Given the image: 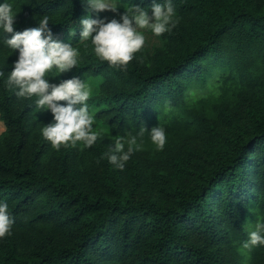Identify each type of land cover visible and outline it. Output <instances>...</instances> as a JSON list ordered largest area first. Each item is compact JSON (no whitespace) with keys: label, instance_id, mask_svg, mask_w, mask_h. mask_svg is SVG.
<instances>
[{"label":"trees","instance_id":"1","mask_svg":"<svg viewBox=\"0 0 264 264\" xmlns=\"http://www.w3.org/2000/svg\"><path fill=\"white\" fill-rule=\"evenodd\" d=\"M10 2L16 31L46 16L79 49L51 83L100 78L87 103L102 132L89 148L53 149L41 135L51 113L5 87L18 52L0 32V201L13 220L0 264H264V245L242 247L264 222V0H172L176 26L142 30L123 70L79 42L80 18H97L84 0ZM152 3L121 0L114 14L151 15ZM197 87L208 92L188 96ZM155 126L163 150L144 132L123 170L101 158L116 135Z\"/></svg>","mask_w":264,"mask_h":264},{"label":"clouds","instance_id":"2","mask_svg":"<svg viewBox=\"0 0 264 264\" xmlns=\"http://www.w3.org/2000/svg\"><path fill=\"white\" fill-rule=\"evenodd\" d=\"M84 3L89 12L115 13L121 0H84ZM150 11L151 15L147 8L130 4L119 20L113 18L107 22L106 18L85 15L78 21L79 42L84 43L85 47L90 44L99 60L123 70L145 45L142 30L159 37L170 32L178 22L172 0H161L160 3L153 0ZM15 16L10 0L0 3V32L5 34L3 43L11 50V54L13 51L18 52L12 70L5 79V87L15 89V95L19 98L35 97V107L51 113L52 120L42 127L41 135L53 149L77 145L81 149L91 147L102 132L93 128L94 110L90 111L87 103L93 94L91 85L75 75L59 83L49 81L53 70L58 76L77 66L79 49L69 42L54 38L48 17L40 19L35 27L16 31ZM2 76L4 72L0 71ZM61 101L64 103H59ZM2 131H6V128L0 127ZM144 132H148L157 151L163 150L166 143L164 128L155 126L146 130L143 127L137 135L128 133L127 138L120 135L113 137L112 146L101 158H106L109 164L123 170L132 154L143 150V140L138 142V137H142ZM12 223L8 204L0 201V238L10 234ZM257 245H264V222L255 225V230L249 233V239L242 247L250 249Z\"/></svg>","mask_w":264,"mask_h":264},{"label":"rangeland","instance_id":"3","mask_svg":"<svg viewBox=\"0 0 264 264\" xmlns=\"http://www.w3.org/2000/svg\"><path fill=\"white\" fill-rule=\"evenodd\" d=\"M96 14H97V17L106 18V22H107V20H111L113 18H115V19L118 18V17H115V14L111 11H103V12L96 13ZM70 35H72V33ZM54 38H56L62 42H66V43L69 42V40L63 39L64 34L56 35V36H54ZM100 81H101L100 78H92V79H89V81H87L92 87V93L95 92V87L100 83ZM210 84H211V82H210ZM207 92H208V89L197 87V88H191L189 91H187V94H188V96L190 95L191 97H197V96H202V95L206 94ZM59 103H64V102L61 101ZM0 127H4L3 123H2V125H0ZM2 132H4V131H2ZM2 132H0V134Z\"/></svg>","mask_w":264,"mask_h":264}]
</instances>
